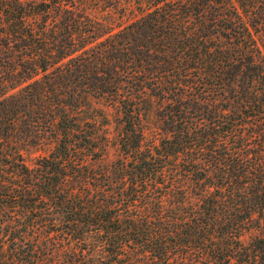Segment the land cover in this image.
I'll return each mask as SVG.
<instances>
[{"label": "trees", "instance_id": "16d2710c", "mask_svg": "<svg viewBox=\"0 0 264 264\" xmlns=\"http://www.w3.org/2000/svg\"><path fill=\"white\" fill-rule=\"evenodd\" d=\"M0 264H264V0H0Z\"/></svg>", "mask_w": 264, "mask_h": 264}, {"label": "rangeland", "instance_id": "374dc122", "mask_svg": "<svg viewBox=\"0 0 264 264\" xmlns=\"http://www.w3.org/2000/svg\"><path fill=\"white\" fill-rule=\"evenodd\" d=\"M111 131H113V133L117 134L119 130L114 129V127H112ZM161 138H162V132L160 131L158 121H157V119L155 118V115L152 112L151 115H150V118L148 120V123H147L145 144L146 145L157 144V143H159ZM40 154H41V152H36L35 153V155H40ZM117 155H118L117 154V150L115 148L111 149L108 161L111 162V161L115 160ZM33 157H35V156H33ZM33 157L31 159H33Z\"/></svg>", "mask_w": 264, "mask_h": 264}]
</instances>
